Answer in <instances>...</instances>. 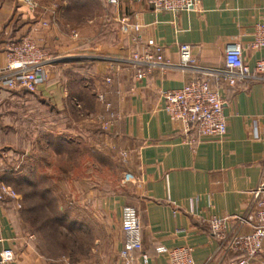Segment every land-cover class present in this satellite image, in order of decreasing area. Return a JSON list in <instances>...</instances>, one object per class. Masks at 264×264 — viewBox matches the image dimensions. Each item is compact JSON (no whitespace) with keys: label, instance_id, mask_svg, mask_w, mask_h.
<instances>
[{"label":"crops","instance_id":"obj_1","mask_svg":"<svg viewBox=\"0 0 264 264\" xmlns=\"http://www.w3.org/2000/svg\"><path fill=\"white\" fill-rule=\"evenodd\" d=\"M4 2L0 8V69L5 65L8 42L18 41L26 34L39 48H55L57 52L51 57L56 60L46 70L48 84L43 81L37 87L49 96L55 115L70 107L73 98L68 97L67 90L59 83V67L51 66L64 65L63 71L81 69L85 87L94 85L96 97L104 94L109 107L98 101L95 113L102 117L100 128L95 133L81 134L80 144L96 158L110 155L121 159L128 183L122 194L112 193L97 199L93 180L83 178L77 182L87 189L80 197L82 207H97L99 203L101 210L94 227L91 220L78 219L82 223L79 234L88 241L86 255L80 259L60 256L63 249L75 253V245L70 241L54 248L45 243L47 253H44L34 245V239L30 240L32 237L18 216V202L0 200V253L12 249L16 254L15 264H117L123 239L121 209L127 205L139 217L142 253L148 257V264H168L166 257L155 251L160 246L190 249L195 264H227L231 257L217 250V241L205 222L212 217L240 214L250 191L259 183L264 168V80L248 81L233 88L221 79L210 78V84L219 87L224 101L226 133L221 138H205L190 146L180 126L172 123L165 113L161 93L182 88L199 76L197 70L157 68L138 80L130 57L133 52L148 48L146 45L151 42L160 47L165 60L178 66L179 47L186 45L195 66L222 71L225 51L239 45L245 63L252 67L255 60L264 57V49L257 51L251 47L255 25L264 22V0H200L193 10L177 13L153 11L145 0L107 2L104 10L110 15L106 21L110 23V34L105 33L104 43L97 45H91V39L87 38L65 41L56 35L57 28L42 26L36 17H19L24 8ZM79 8L83 7H76ZM123 25L128 27L126 33ZM23 100L19 99L21 106L26 102ZM67 134L70 140L61 135L54 140L48 138V143L53 142L52 148L56 145L50 159L71 153L70 136L75 135L71 129ZM1 135L2 183L1 173L7 172L10 156L3 152L8 146L1 147ZM23 142L17 143V158L22 163L30 156ZM35 147L31 150L35 151ZM47 165L51 169L50 163ZM59 188L67 190L71 186L64 180ZM65 203V214L69 217L64 216L65 225L78 224L71 221L70 211L76 206L71 200ZM231 228L232 222L227 230ZM241 232L247 233L249 228L244 227ZM135 256L139 258L138 253ZM259 259L261 256L256 262Z\"/></svg>","mask_w":264,"mask_h":264},{"label":"rangeland","instance_id":"obj_2","mask_svg":"<svg viewBox=\"0 0 264 264\" xmlns=\"http://www.w3.org/2000/svg\"><path fill=\"white\" fill-rule=\"evenodd\" d=\"M4 1L11 2L14 7L24 8V12L20 11L22 14L19 17L25 19L36 17L38 21L42 22V26L57 28V31L54 30L57 33L56 35H59L65 41H78L80 38H87L91 39V45H97L98 43H104L105 33L110 34V23H106L110 19V15L104 10L108 5L107 2L109 3L108 0H0V8L4 6V4L1 5ZM80 6L83 8L76 9ZM71 7L75 9L71 11L69 9ZM55 24H57L56 27ZM26 35L24 38L32 41L28 36L29 34ZM91 48H95V46H91ZM42 50L49 56H54L57 52L55 48L51 50L48 47ZM63 66L60 64L51 66L54 68L59 67V72L61 71L59 83L67 90L68 97L73 98L71 106L61 114L55 115L49 96L42 93L41 90L39 91L38 88L34 92L38 94L27 97V101L23 106L19 104L20 98L16 94H0L4 97L0 101V135L2 134L3 141L1 147L8 146L3 152L8 153L10 156L6 163L8 166L6 170L9 173L5 174L2 183L15 194L16 201L19 204L18 216L21 217L28 235L32 237L30 240L34 239L35 246L47 253L45 236L40 228L47 231L52 230L53 233L50 236L53 241L57 240L56 243L70 241L75 245V253L63 249L64 251L62 250L60 256L80 259L86 255L88 241L79 234V232H82V223L80 224L78 219L91 220L94 227L96 224L95 217L101 215V210L99 203L97 207L89 206L85 209L82 207L80 197L87 193V189L81 184H79V187L77 182H80L83 178L93 180L98 191L95 198L99 199L107 194H122L128 183V176L124 174L121 159L119 160L118 157L110 155L96 158L95 155L86 151L83 143V145L80 144L79 136L81 134L95 133L100 128L99 123L102 117L95 113V107L99 103L96 99L94 85L88 84L89 88L87 89L85 80L77 68L75 71H63ZM48 67H46L47 71L51 69ZM65 100L67 101L66 98ZM54 118L56 121H51ZM68 129H71L75 135L70 136L73 145L71 153L66 154L65 157L50 159L49 155L53 149L51 140L56 139L55 137L58 135H61V138L64 137L70 140L67 134ZM48 138L51 139L50 143L47 142ZM21 141H24L23 143L27 147L25 150H28L30 155L25 157L23 163L19 157L17 158L19 152L17 143H21ZM33 145H36L35 151L34 149L31 150ZM47 163H50L51 169ZM16 169L23 170V173H18ZM24 169H27L25 173ZM85 170H88V172ZM21 178L29 181L33 178V181L38 182V185L36 184L37 189L34 188L33 194L29 195L31 188L26 187L23 182L19 181ZM64 180H66V185H70L71 188L67 190L59 188ZM40 188L44 190L48 188L46 194L43 193L44 196L36 195ZM41 198H45L46 203ZM52 199L55 202L53 205H51ZM65 200H71V203L76 206L72 207L70 211L71 221H77L78 223H74L73 230L60 219V217H68V213L65 214L67 209ZM56 210L60 212L59 215H56ZM55 215L57 218H55ZM87 221H85L86 225ZM59 245H63V243ZM65 250L67 251L65 252Z\"/></svg>","mask_w":264,"mask_h":264},{"label":"built area","instance_id":"obj_3","mask_svg":"<svg viewBox=\"0 0 264 264\" xmlns=\"http://www.w3.org/2000/svg\"><path fill=\"white\" fill-rule=\"evenodd\" d=\"M108 1L116 3L117 0ZM145 1L153 11L177 13L193 10L200 0ZM127 29L123 25V32L126 33ZM134 30L137 31L138 27L135 26ZM149 44L146 45L148 48L140 53L133 52L130 57V62L136 67L135 77L138 80L157 68H190L199 73L196 79L182 88L161 93L165 113L172 123L180 126L185 142L190 146L205 138H221L226 133L224 101L219 87L210 84V78L218 81L221 79L229 87H237L248 81L264 80V57L258 58L249 67L243 59L239 45L227 48L224 69L217 71L195 66L189 46L179 47L180 63L176 66L164 59L160 47L152 45L151 42ZM251 47L257 51L264 49V22L255 25ZM4 59L5 65L0 69V85L9 90H24L29 93L36 91L46 78V67L56 60L24 37L6 45ZM97 99L105 107H109L104 94L99 93ZM2 199L16 200V196L0 182V200ZM231 222L233 228L227 230V225ZM205 223L211 236L217 241V250L231 257L227 264H254L263 252L264 245V168L257 187L250 191L249 199L240 214L225 218L212 217ZM244 227L249 228V232L242 233L241 229ZM120 230L123 239L117 254V264H148V257L142 253L139 217L133 207H122ZM155 251L164 255L168 264H195L190 249L186 247L168 249L160 246ZM136 253L139 258L135 256ZM15 261L16 254L12 249H4L0 253V264H15ZM256 264H264V259H259Z\"/></svg>","mask_w":264,"mask_h":264},{"label":"trees","instance_id":"obj_4","mask_svg":"<svg viewBox=\"0 0 264 264\" xmlns=\"http://www.w3.org/2000/svg\"><path fill=\"white\" fill-rule=\"evenodd\" d=\"M15 41V40H14ZM9 43V42H8ZM78 69V68H77ZM76 69V70H77ZM79 70V72L81 73V75H84V73L82 72V71H80L81 69H78ZM75 71V70H74ZM240 86V85H239ZM239 86H237V87H239ZM234 88V87H233ZM1 93H10V94H16L17 96H19V98L20 99H24L23 101L25 102V101H27V97H30V96H34V95H36L37 93H29V92H27V91H24V90H16V91H13V90H9V89H7V88H5L4 86H2V85H0V94ZM20 93V94H19ZM21 96V97H20ZM53 148H54V150H56V145H54L53 146ZM12 172V171H11ZM9 173V171H7V172H3V173H1V175H2V179H3V181H4V179H5V174H8ZM27 174V173H26ZM24 178V177H23ZM23 178H21L19 181H21V182H23V184L26 186V187H30L31 189H30V193H29V195H31V194H33L34 192H33V190H34V188L35 189H37V187H36V184L38 183V182H36V181H33L34 179L32 178V180H27V179H23ZM2 181V182H3ZM38 185V184H37ZM40 191L39 192H36V195L38 196V195H41V196H44L43 195V193H45L46 192V190L48 191V188H46L45 190L44 189H42V188H40L39 189ZM46 194V193H45ZM48 195V194H47ZM41 200H43V202L44 203H46L45 201H46V199L45 198H41ZM55 202L53 201V199H52V202H51V205H53ZM33 211V210H32ZM54 212H55V210H54ZM60 214V212H57V210H56V215H59ZM56 215H55V218H57L56 217ZM60 219L61 220H63L64 221V218L63 217H60ZM71 225V226H70ZM69 225V227H71V230H73L74 229V223H71ZM76 230H77V228H76ZM40 231L44 234V238H46V243L47 244H49V246L51 245H54L56 242L55 241H57V240H55V241H53V239H52V237L50 236V234H52L53 233V231L52 230H50V231H47V230H44V229H42V228H40ZM61 243H64V242H61ZM60 242H57L56 243V245L57 244H61ZM261 256V258L262 259H264V253L263 254H260L259 255V257Z\"/></svg>","mask_w":264,"mask_h":264},{"label":"water","instance_id":"obj_5","mask_svg":"<svg viewBox=\"0 0 264 264\" xmlns=\"http://www.w3.org/2000/svg\"><path fill=\"white\" fill-rule=\"evenodd\" d=\"M63 62V61H62Z\"/></svg>","mask_w":264,"mask_h":264}]
</instances>
